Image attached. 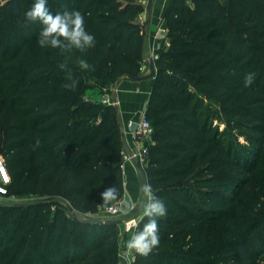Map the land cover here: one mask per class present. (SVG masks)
Masks as SVG:
<instances>
[{
	"label": "trees",
	"instance_id": "16d2710c",
	"mask_svg": "<svg viewBox=\"0 0 264 264\" xmlns=\"http://www.w3.org/2000/svg\"><path fill=\"white\" fill-rule=\"evenodd\" d=\"M33 2L0 4L7 196H37L27 205L0 202V264H119L118 221L80 214L104 208L109 187L124 194L123 124L116 106L86 92L140 75L144 6L47 0L53 14L80 11L96 40L86 53L62 55L37 45L41 25L23 19ZM166 18L170 47L154 60L144 175L167 214L158 218L159 246L147 257L135 253L133 264H264V0H173ZM69 72L75 90L64 87ZM250 72L254 83L245 87ZM223 117L244 141L213 125ZM210 226L220 227L215 241Z\"/></svg>",
	"mask_w": 264,
	"mask_h": 264
},
{
	"label": "clouds",
	"instance_id": "9594fccd",
	"mask_svg": "<svg viewBox=\"0 0 264 264\" xmlns=\"http://www.w3.org/2000/svg\"><path fill=\"white\" fill-rule=\"evenodd\" d=\"M25 23L39 22L41 30L38 34L37 45L40 48L59 49L60 54L72 53L78 51L86 53L90 48L95 47L96 40L94 35L90 34L85 27V18L80 11H64L53 14L47 5V0H34L30 9L23 12ZM81 69H88L89 64L86 59L79 60ZM65 68L64 64L60 65ZM66 79L70 83H65L64 87L69 90H75L78 86L71 72L67 74ZM255 73H248L244 78V86L251 87L254 83ZM37 141V145H38ZM141 199L139 205L142 209L143 218L146 222L142 228H138L135 220L130 222L127 229L131 231V237L126 241V249L129 254L135 252L140 256L147 257L160 244L158 218L167 214V208L153 191L151 183L145 182L139 188ZM103 204L109 205L118 197L117 187H109L101 193ZM127 207V201H122ZM136 229V230H133Z\"/></svg>",
	"mask_w": 264,
	"mask_h": 264
},
{
	"label": "crops",
	"instance_id": "0c3cea01",
	"mask_svg": "<svg viewBox=\"0 0 264 264\" xmlns=\"http://www.w3.org/2000/svg\"><path fill=\"white\" fill-rule=\"evenodd\" d=\"M144 10L140 13L138 19L143 25L144 33V49L143 60L141 63L142 70L140 75L150 73V67L147 60L151 57L153 49L164 50L165 41L170 40L169 36V23L167 20V13L173 0H139ZM157 70V69H156ZM154 84V77L144 80H132L128 76L123 77L117 83L112 84L111 95L118 101L116 105L124 130V147L123 152L134 149L139 144L127 130V123L130 120L139 119L147 110L149 99L151 96ZM98 88V87H96ZM103 92L94 91L92 96L96 101H100ZM91 94V93H88ZM126 173L123 176L124 180V194L117 198V200L127 201L128 205H139L141 194L139 188L141 184L147 182L142 175L145 168L135 163L127 162L125 166ZM118 228L122 231L123 237L121 238L120 248L126 244L130 239L131 234L125 231L124 224ZM120 233V234H121ZM121 264V263H119Z\"/></svg>",
	"mask_w": 264,
	"mask_h": 264
},
{
	"label": "built area",
	"instance_id": "2783aa9c",
	"mask_svg": "<svg viewBox=\"0 0 264 264\" xmlns=\"http://www.w3.org/2000/svg\"><path fill=\"white\" fill-rule=\"evenodd\" d=\"M167 47L168 48L170 47V40L165 41V48ZM159 53L160 51L158 49L157 50L153 49L151 52V57L155 60L159 57ZM142 69L143 67H140V70ZM111 90L112 87H105L100 101L103 104L116 106L118 104V101L112 97ZM127 130L139 145L134 149H131L127 152H123L122 160H121V170L123 176L126 173L125 166L127 162L135 163L143 168L147 166L149 161V149L154 141L153 140L154 128L152 126L151 121L147 118L145 113L139 119L128 121ZM0 169H2V171H0V197H2L8 195V185L11 182V176L6 165L5 158L1 155H0ZM128 209L129 211L135 209V205H131V207H127L125 206V204L122 203L121 200H117L111 203L107 207L106 213L109 216H116L125 213ZM141 219L142 216H132L129 219L125 220L124 221L125 231L131 233V231L127 230L130 226V222L135 220L137 226H139ZM125 245H123L120 250L119 263L133 264L135 260V252L129 254L127 252Z\"/></svg>",
	"mask_w": 264,
	"mask_h": 264
},
{
	"label": "rangeland",
	"instance_id": "374dc122",
	"mask_svg": "<svg viewBox=\"0 0 264 264\" xmlns=\"http://www.w3.org/2000/svg\"><path fill=\"white\" fill-rule=\"evenodd\" d=\"M5 1L7 0H0V4L1 3H4ZM102 91H104V89H101ZM94 91H100V88H91L89 89L87 92H86V99L88 100H95L94 99V96H92V93ZM88 93H91V94H88ZM7 118H8V115H7V112L4 114L3 116V120H4V124L6 125L7 123ZM213 125L214 126H219L221 130H227V135H228V138L229 139H232V141L234 142H237V140H239L240 142L244 141V137L240 134L241 132L233 129L230 124L227 123V120L225 117H223L221 120H215L213 122ZM142 175L144 177V179L146 180L145 178V175H144V172L142 171ZM37 200V196H34V195H30V194H27V195H20V196H2L0 197V202L6 207V206H10V205H27L28 203H32V202H35ZM117 201L114 200L112 201L111 203ZM110 203V204H111ZM109 204V205H110ZM105 206L104 208H102L99 212L97 213H87V214H80V219L82 221L84 220H87V221H91V222H95V221H106V220H115V221H118L117 223V226L119 227L121 224H124V221L129 219L130 217L132 216H142L143 217V213H142V209L141 211L137 212V213H134L132 214L133 210H130L129 209L125 212V213H122V214H119V215H116V216H109L107 213H106V209L107 207L109 206ZM138 205H135V207H137ZM4 213V212H3ZM25 214V210H21L18 214V217L20 218L21 215ZM15 223H11V230L15 227ZM124 227H125V224H124ZM122 231L120 230V228H118V231H117V237L121 243V238L119 237H123L121 233ZM218 232H220V227H213V226H210L209 229H208V240L209 241H215L219 234ZM81 233V230H79V233L78 235ZM121 233V234H120ZM129 233V232H128ZM131 234V233H130ZM121 250V248H120Z\"/></svg>",
	"mask_w": 264,
	"mask_h": 264
},
{
	"label": "water",
	"instance_id": "95a60500",
	"mask_svg": "<svg viewBox=\"0 0 264 264\" xmlns=\"http://www.w3.org/2000/svg\"><path fill=\"white\" fill-rule=\"evenodd\" d=\"M147 63L150 67V73L149 74H146V75H137V76H134V75H128V77L132 80H144V79H148V78H152L154 77L155 73H156V68H155V64H154V59L153 58H149L147 60ZM71 210H73L71 208ZM141 211V207L140 205H138L137 207H135V209L133 210L132 214L134 213H137Z\"/></svg>",
	"mask_w": 264,
	"mask_h": 264
},
{
	"label": "snow or ice",
	"instance_id": "6c2138e0",
	"mask_svg": "<svg viewBox=\"0 0 264 264\" xmlns=\"http://www.w3.org/2000/svg\"><path fill=\"white\" fill-rule=\"evenodd\" d=\"M0 171H2V169H0Z\"/></svg>",
	"mask_w": 264,
	"mask_h": 264
}]
</instances>
